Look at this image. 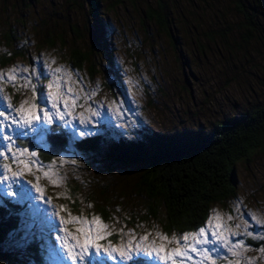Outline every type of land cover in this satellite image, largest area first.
<instances>
[{"label":"rangeland","instance_id":"1","mask_svg":"<svg viewBox=\"0 0 264 264\" xmlns=\"http://www.w3.org/2000/svg\"><path fill=\"white\" fill-rule=\"evenodd\" d=\"M242 1L252 23L237 9L236 0H102L98 20L89 18L83 0H0V58L13 50L21 54L0 65L5 74L16 68L15 80H0V112L8 117L0 119L10 124L12 116L19 118L14 109L27 101L24 109L37 105L41 122L43 111L52 113L47 127L60 125L72 139L101 135L108 141L123 138L149 144L157 134L173 141L187 140L197 132L207 134L216 124L264 104V16L253 0ZM159 4L166 21L163 27L148 18L149 12L159 11ZM75 48L91 49L93 73L88 64L72 65ZM108 52L118 76L111 74ZM45 96L47 103L42 102ZM61 112L68 124L60 120ZM85 129L93 134L80 136ZM3 131L7 134L9 129ZM45 136L32 132L14 137L9 158L0 157V166L23 169V164L13 163L12 154L26 148L17 155L35 162L31 172L25 170L15 178L18 183L0 180V204L4 199L17 204L20 223L2 244L0 264H37L29 252L33 245L38 264H88L55 255L64 228L83 243L84 237L76 232L81 225L60 224L61 217L70 219L69 213L89 220L99 217L108 225L101 229L104 238L96 241L102 248L93 264H152L154 259L156 264H171L142 250L134 251L132 260L122 261L119 253L109 255L103 248L131 242L133 248L153 245L170 252L183 247L176 238L198 232L166 231L164 205L150 201L138 183L140 166L116 165L101 154L83 155L71 147L43 160L38 149L19 142L34 140L47 151ZM31 152L37 155L30 156ZM0 174L11 177L3 167ZM236 175V195L214 202L202 227L209 239L213 231L222 234L215 241L216 250L208 256L189 250L187 258L176 257L177 264L181 260L264 264V150L249 163L237 164ZM37 184L42 191L36 190ZM25 187L30 189L29 199L22 195ZM31 205H39L40 212ZM152 209L155 216L149 213ZM53 212L57 214L52 216ZM49 217L57 227L48 225ZM157 233L172 243L158 239ZM145 236L147 240L141 239ZM187 243L194 242L190 238Z\"/></svg>","mask_w":264,"mask_h":264},{"label":"trees","instance_id":"2","mask_svg":"<svg viewBox=\"0 0 264 264\" xmlns=\"http://www.w3.org/2000/svg\"><path fill=\"white\" fill-rule=\"evenodd\" d=\"M83 2L89 18L98 20L102 0ZM253 2L264 16V0ZM236 7L247 22L252 23L242 0H236ZM159 8V11L149 12L148 18L163 27L166 21L161 4ZM12 37L9 33L7 41L10 42ZM91 53V49H72V65L82 68L88 64L93 73ZM18 56H21L20 52L13 50L10 55L0 58V65H7ZM107 60L111 74L118 76L111 52H108ZM48 129L45 136L47 151L41 150L42 146L34 140L19 142L24 147L38 149L43 160L71 147L83 155L101 154L116 165L140 166L138 183L150 201L164 205V228L169 233L181 234L202 228L214 202L236 195L237 164L249 163L256 152L264 150V104L216 124L207 134L197 132L184 141H173L162 134H157L149 144L123 138L108 141L101 135L72 139L60 125L50 124ZM18 213L19 206L11 200L1 202L0 251L6 238L19 227ZM149 213L157 214L154 209ZM107 216L108 211L105 212ZM36 251L35 245L29 247L38 264Z\"/></svg>","mask_w":264,"mask_h":264},{"label":"snow or ice","instance_id":"3","mask_svg":"<svg viewBox=\"0 0 264 264\" xmlns=\"http://www.w3.org/2000/svg\"><path fill=\"white\" fill-rule=\"evenodd\" d=\"M27 71V69H25ZM57 72L61 71V69L57 68ZM16 68L10 70L8 74L0 72V80H15L16 76L15 73ZM51 87V85H49ZM33 92H35V88L33 86ZM69 92H71V89H69ZM53 99H56L55 94H53ZM48 97L45 96L43 99V103H47ZM27 101H24L21 103L19 108H15L14 111L19 114V118L12 116L11 123L8 125H5L3 122V119H8L7 116H5L4 112H0V157L4 159L9 158V153L12 151V145L16 143L15 138H21V137H27L30 135V133L35 132V134L43 138L49 131L47 124L49 122H52L53 115L52 113L48 111H43V122H41V115L38 114L36 111L37 105L33 104L30 105L28 109H24V104H27ZM56 105L54 104L53 107ZM8 107H12L10 104ZM65 107H67V104L65 103ZM11 115V114H9ZM60 120H64V113L61 112L59 114ZM65 124H68L69 121L64 120ZM83 123V121H81ZM15 125L17 127L13 128L12 126ZM7 127L9 129L8 133H4V128ZM93 133L89 132L87 129L82 131L80 133V136H87L92 135ZM15 137V138H14ZM28 150L26 148H17L16 153L12 154V160L15 164H23V169H18L17 171L11 170V165H3L0 167H3V169L6 172L11 173V177L7 175L0 174V180H8L13 179V182H19L15 178L21 177L24 175V171L27 170L31 172V165L32 163H35L34 161H25L19 158V156H22L25 152ZM19 154V156L17 155ZM30 156H36L37 154L35 152L29 153ZM75 163V161H73ZM44 175L47 177L49 174L47 172L44 173ZM39 177H37V180ZM54 184L58 183V181H53ZM37 191H42L39 188V185H36ZM22 195L25 199H29L30 197V189L25 187L22 189ZM42 198V197H41ZM47 203V201H46ZM91 205H89L90 207ZM31 207L37 212H40V206L39 205H31ZM60 210H65L64 205L60 206ZM57 213L53 212L52 216H55ZM69 220H65L63 217L60 218V224H67V223H76L81 225V227H78L76 229V232L79 233V235L84 237L83 243L80 242V240L77 238V236H74L73 233L69 232L67 228L63 229L64 235L58 236L57 239L60 241L61 247L57 250H55V255L60 257L63 260H71L72 262H84L88 261V264H93V261L98 259L96 257V253L101 251L102 246L97 244L96 241L103 239V235L101 234V229L106 230L108 228V225L103 224L100 221L99 217H93L91 220H89L86 217L83 216H76L71 217V213H69ZM219 214H216L215 219L219 220ZM255 219V217H253ZM231 219V217H229ZM48 225L50 227H57L51 217L48 218ZM96 235L93 237L92 232L94 230ZM217 227H220V225H217ZM110 235L111 233H106ZM222 234H219L215 231L212 232L213 239L208 238V233L205 228H200L198 232L191 233V234H184L179 238H176L177 244H183V247L181 248H173L170 250H166L165 247H155L153 245H149L147 248H143L142 245L136 244L135 248H133L131 242L128 243L127 246L121 247V248H115V247H108L103 248V251L106 253H109L111 255L112 253H119L120 259L123 260H132L133 255L132 253L136 250H142L144 252H150L151 254H154L155 257H158L159 259H162L164 261H171V264H177L176 257H185L187 258L188 251L192 252H203L205 256H208L210 252H214L215 249V241L221 240ZM157 238L162 239L166 241L168 244L172 243V240L167 235H161L157 233ZM193 240V244L189 245L187 242L189 239ZM141 239L147 240L148 237H142ZM195 244H207V245H213L211 248H203L198 249L195 247ZM90 249H93L94 251L90 254ZM152 264H156L155 259L153 260ZM180 264H183V260L180 261Z\"/></svg>","mask_w":264,"mask_h":264},{"label":"water","instance_id":"4","mask_svg":"<svg viewBox=\"0 0 264 264\" xmlns=\"http://www.w3.org/2000/svg\"><path fill=\"white\" fill-rule=\"evenodd\" d=\"M184 80H185V84H186V85H189L188 82H187V80H186V78H185Z\"/></svg>","mask_w":264,"mask_h":264}]
</instances>
